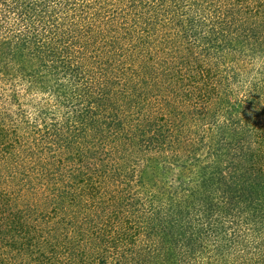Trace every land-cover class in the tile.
Instances as JSON below:
<instances>
[{"label":"trees","instance_id":"obj_1","mask_svg":"<svg viewBox=\"0 0 264 264\" xmlns=\"http://www.w3.org/2000/svg\"><path fill=\"white\" fill-rule=\"evenodd\" d=\"M0 264H264V0H0Z\"/></svg>","mask_w":264,"mask_h":264}]
</instances>
